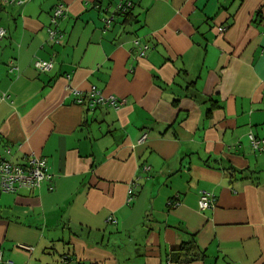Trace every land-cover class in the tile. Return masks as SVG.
<instances>
[{
  "label": "crops",
  "instance_id": "0c3cea01",
  "mask_svg": "<svg viewBox=\"0 0 264 264\" xmlns=\"http://www.w3.org/2000/svg\"><path fill=\"white\" fill-rule=\"evenodd\" d=\"M0 27V161L52 174L0 178V264H174L192 239L189 264H264V0H0ZM93 85L125 103L93 104Z\"/></svg>",
  "mask_w": 264,
  "mask_h": 264
},
{
  "label": "built area",
  "instance_id": "2783aa9c",
  "mask_svg": "<svg viewBox=\"0 0 264 264\" xmlns=\"http://www.w3.org/2000/svg\"><path fill=\"white\" fill-rule=\"evenodd\" d=\"M21 3L24 1H20ZM132 6V2H126L125 4L119 5V10H125ZM67 6L65 3H58L55 6L52 15V23L54 26L49 28V38L52 42L56 44H60L64 40V33L58 28L59 19L65 16L67 11ZM114 19V16L111 15L109 18H106L105 21L110 24V22ZM225 26L220 27V31L223 32L225 30ZM6 33V29L4 27H0V39L4 37ZM136 45H140L139 40L134 41ZM149 45H141L140 46V55L143 56L148 50ZM34 66L42 71L47 72L50 71L54 67L53 59H41L37 58L34 61ZM75 96L78 102H83L84 93L75 89ZM90 99L93 104H112L116 107H119L123 103H125L124 99H119L115 96L104 97L100 94V91L97 89L95 85H93L89 90ZM147 134L145 133L142 136V141L145 140ZM250 139L252 145L255 149L264 150V138H256L253 134L250 135ZM145 169H149L148 166L144 167ZM52 174L49 172V164L45 157L40 155H32L25 164H17L9 161L8 159L2 157L0 161V178L2 182L1 191H12L16 192L20 189H34L40 187V185L46 181L50 180ZM132 192V190L130 191ZM169 204L172 207H177L180 202L179 200H171ZM214 205L213 197L211 193L207 190L201 191L199 197V208L200 210H206L211 208ZM110 221L114 220V217H109ZM25 248H31L28 246H23ZM3 259V250L0 248V260Z\"/></svg>",
  "mask_w": 264,
  "mask_h": 264
},
{
  "label": "trees",
  "instance_id": "16d2710c",
  "mask_svg": "<svg viewBox=\"0 0 264 264\" xmlns=\"http://www.w3.org/2000/svg\"><path fill=\"white\" fill-rule=\"evenodd\" d=\"M129 2V1H127ZM126 2L124 3H121V4H125ZM120 4V5H121ZM133 6V5H132ZM132 6L129 7L128 9H125V10H119V6H118V10H119V13H122V14H130L131 10H132ZM55 9V8H54ZM54 11V10H53ZM68 12V9L65 13V16ZM52 15H53V12L51 14V21H50V25L48 27L49 28H52L54 26V24L52 23ZM112 15L114 16L115 13H112ZM64 16V17H65ZM111 16V15H110ZM109 18V17H108ZM62 18L59 19V22ZM107 23V22H106ZM108 24V23H107ZM109 25V24H108ZM5 28V27H4ZM6 29V33L4 35V37L1 40H3L7 35H8V30L7 28ZM60 30V29H59ZM49 33V31H48ZM63 33V32H62ZM54 43V42H53ZM54 60V59H53ZM55 61V60H54ZM13 69V66L11 64V70ZM202 250L200 249L198 243L196 242V240L192 239L190 241H187V242H183L181 244V246L179 248H176L174 250H172L169 254H168V260L171 262V263H174V264H189V263H192L198 259H200L202 257Z\"/></svg>",
  "mask_w": 264,
  "mask_h": 264
}]
</instances>
